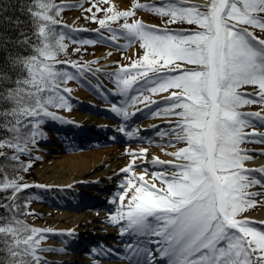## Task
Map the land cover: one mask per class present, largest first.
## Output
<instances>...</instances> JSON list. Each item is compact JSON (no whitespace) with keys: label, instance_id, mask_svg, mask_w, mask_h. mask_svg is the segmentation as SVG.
Masks as SVG:
<instances>
[{"label":"snow or ice","instance_id":"obj_1","mask_svg":"<svg viewBox=\"0 0 264 264\" xmlns=\"http://www.w3.org/2000/svg\"><path fill=\"white\" fill-rule=\"evenodd\" d=\"M32 7L34 10L29 14L41 23L31 35H25L23 29H19L22 38L15 41L30 49V54L18 57L9 54L14 76L0 67V101L10 102L0 106V131L9 134V144L14 138L22 140L21 147L25 148L23 152L12 149L17 153L10 157L14 162H19L20 155L31 159L33 150H38L45 118L73 123L49 110L51 106L71 111L69 99L61 94L58 85L73 77L67 70L57 67L60 64L44 61L55 60L57 49L66 48V37L57 34L53 21L59 19L64 9L74 6H57L51 0H36ZM94 9L105 11L95 3L85 11L91 14ZM140 10L155 13L164 19L165 25H182L176 30L180 35L176 36L168 27L149 26L143 22L139 27L126 28L140 36L144 51L129 66L117 67L116 88L123 93L154 74L167 76L163 83L133 97L127 109L114 107L113 111L122 112L127 119L141 110L140 105L148 108L162 100L171 101L162 111L153 114L155 118L170 122V131L164 135L170 139L161 146H186L180 153L165 151V155L173 158L170 160L151 157L152 167L168 165L170 168L149 173V168L144 166L140 174L136 171L137 160L148 164L147 149L129 151L132 159L127 166L121 167L118 191L109 201L115 207L108 215V223L119 225L121 236H144L150 231L149 242L156 245L155 251L149 250L150 264H155L157 259L165 260L166 264H264V229L253 226L255 221L247 216L249 209L264 205V179L256 175L264 177V167H246V162L252 161L253 156L243 147L247 142L264 144V131H260L255 123L264 125V37L256 34L257 30L264 33V0H206L204 4L187 5L188 16L181 10L170 11L163 5V0L161 4H142ZM122 19L125 20L122 27H126L130 18ZM90 21L97 22L94 17ZM15 23L22 22L16 20ZM149 27L151 31L144 30ZM8 43L12 41L4 39L0 46ZM173 43L177 46L171 47ZM93 44L89 41L87 45ZM205 51L220 57L210 83L203 73L198 76L197 72L189 70L202 69L205 65L183 58ZM166 60L171 62L165 63ZM91 63L98 64L99 61ZM89 71L101 72V69H83V72ZM242 86H249L253 91H241ZM209 87L223 94V107L231 113L227 125L220 129L213 126L210 139L204 138V129L191 127L204 110L203 101L208 98ZM62 92L70 94L72 89L63 88ZM157 96L159 100L155 98ZM23 98H31L30 106L17 107L22 105ZM217 99L219 101V97ZM194 100L198 102L194 103ZM247 106H259L261 110L244 111ZM132 108L136 111H130ZM173 120L174 124L171 123ZM120 131L129 138L139 133V129L134 133L126 132L124 128ZM194 133L201 134L199 141H194ZM3 143L0 139V144ZM260 154L264 155V152ZM23 167L28 170L31 165ZM148 175H151V182L146 179ZM30 187L50 189L52 186L26 184L23 190ZM71 187L73 185H69ZM257 187L262 190H256ZM8 190L11 189H0V192ZM5 199L9 203L0 202V208L11 215L0 216V230H4L0 231V264H49L44 253L64 254L62 248L40 245L49 233L73 237L75 229L59 233L53 229H27L39 235L20 249L18 246L22 241L12 233L25 230L20 227L22 221L18 217L24 214L20 208H27L29 204L16 203V194L12 190ZM149 217H155L163 226L153 229L147 222ZM260 223L264 224V221ZM6 237L10 243H6ZM141 248L139 243L136 246L129 244L128 256L137 258ZM90 256L93 264H103L104 257L99 252L90 253Z\"/></svg>","mask_w":264,"mask_h":264},{"label":"bare ground","instance_id":"obj_2","mask_svg":"<svg viewBox=\"0 0 264 264\" xmlns=\"http://www.w3.org/2000/svg\"><path fill=\"white\" fill-rule=\"evenodd\" d=\"M119 8H125L126 5L123 0H108ZM96 29L92 27L91 30ZM114 41L120 38L113 37ZM106 62H109L115 57V52L107 50L104 53ZM103 83V78L100 77ZM94 83L93 80H90ZM72 89L71 95L73 98L72 108L69 113V120L73 121V126L76 129H81L89 137V140H96L101 142L106 141L111 136L110 132H116L118 124L106 116L114 119L113 108L115 101L113 96L117 97V91L109 84L103 83V90L98 94L95 92L84 90L83 88L69 84ZM141 110L144 107H140ZM139 110V111H141ZM136 111V110H135ZM139 111H136L138 113ZM115 128V129H114ZM170 131V122L168 120H150L142 122L141 125L135 127L139 129L138 137L141 132L152 130L155 135L162 136L160 131ZM43 136L39 142L45 141L51 144L50 146H39L38 150L44 154L56 153L54 150L61 152L62 149L67 150L66 145L57 141V135L51 133L49 130H43ZM108 133V134H107ZM100 134V135H99ZM107 134V135H105ZM96 136H98L96 138ZM71 144H74L70 140ZM83 145H86L84 143ZM164 150H161L162 152ZM157 149L147 150L148 168L163 169L170 167L168 165H159L152 167L151 157H159L162 160L173 159L170 156L160 153ZM169 153H172L169 151ZM57 157L48 161L42 160L39 166V175L43 181L52 186L53 192H50L54 202L57 206L49 203L36 205L33 207L39 219H49V214H53L50 218V224L54 225L55 232H67L75 229V236L68 237L64 235L49 234L47 240L43 243V248L64 249V254L57 252H47L43 255L49 261V264H93L92 257L86 254L83 249H78L75 246L79 240V235L84 239H90L89 234L97 236V239L104 240V247H100L97 251L103 258V264H150V259L145 262L141 256V250L137 258L128 256V250L124 247L125 236L119 234L117 225L108 223V215L112 210V205L109 203L110 199L117 193L118 184L121 182L122 175L120 169L127 166L131 159L127 158L124 150L121 147L115 148H98L96 150L75 154H55ZM143 162L137 160V165ZM246 165L254 168L264 167V155H254L253 160L246 162ZM138 174L141 173L140 169ZM39 177V176H38ZM146 179L151 182V176H146ZM157 186L159 182L156 181ZM69 185L73 187L69 188ZM51 191V190H50ZM58 199V200H57ZM86 202V204H80ZM127 203V200H126ZM53 204V203H52ZM49 205L55 207L51 208ZM59 209V210H58ZM252 220L258 222L264 221V207L257 209L248 216ZM82 243V241L80 242ZM116 245V246H115ZM154 245V244H153ZM135 246V245H134ZM156 247V245H154ZM82 245L79 247L81 248ZM155 251V250H154ZM136 261V262H135ZM163 260L157 259L155 264H161Z\"/></svg>","mask_w":264,"mask_h":264},{"label":"rangeland","instance_id":"obj_3","mask_svg":"<svg viewBox=\"0 0 264 264\" xmlns=\"http://www.w3.org/2000/svg\"><path fill=\"white\" fill-rule=\"evenodd\" d=\"M65 2H68L69 5H72L74 7L71 8H67L65 9V16L62 18L63 23L70 25V27L72 29H87V28H83L85 25V20H82V15H81V10L83 8H89L91 7L92 3L95 4H99V5H104V6H99L101 8H103L104 10L106 9V7H114L117 8L119 10V12H126L129 11V14L127 15V17H129L130 19H128L127 21V25L126 27H122V25H125V20L121 21L119 23L118 26L109 29L108 34H104L105 36H101L98 32H94V35L89 37L90 39H88L86 42H79L77 40H74L70 45H74V44H88L89 41L94 42L93 45H89L90 47L95 48V53L92 57H89L88 59L90 61L92 60H97L99 61L98 64H95L96 66H94L93 68H88V69H96L99 68L101 69V72H94V71H89L87 73H84L83 75H79V77H75L73 78V80L70 83H73L76 86H79L81 88H83L84 90L90 91V92H95L94 95H96L98 98H100V96L98 95L102 90H103V83H107L109 85H111L116 91H117V97L115 98V108H119L121 110L127 109L129 107V105L131 104L132 98L135 96L140 95L145 89V86H140L138 88V86L142 83H138L133 89L127 91V92H120L119 89L116 88V84H115V71H117V67L119 65H124V66H129L130 63L132 61H134L137 58H140V53L143 52V49H141L142 42L140 39V36L132 31H128L126 30V28H131L133 26L135 27H139V24L141 22L143 23H150V24H154V25H159V21L158 20H152L150 19L149 14L146 11L140 10L141 5L137 2H143L146 3V1L148 0H123V2L125 3L126 7L125 8H119L116 5L112 4L111 2H109L108 0H89V2H86V0H63ZM83 5V7L81 8L80 6ZM138 5V6H136ZM103 11H99V13H102ZM134 13V15H133ZM135 22V24L133 23ZM83 26V27H82ZM78 34L79 31H77ZM82 32V31H80ZM73 34H71L70 36H72ZM100 35V36H99ZM99 36V37H98ZM118 37L120 38L118 41L113 39V37ZM138 36V38H137ZM108 38V39H107ZM69 40V39H68ZM113 40V42L111 41ZM67 41V38H66ZM107 50H111V52H115V57L110 60L109 62H106V57H104V53ZM87 55L90 56V54L87 53ZM214 57L215 54L213 53L212 55V62L213 65H215L214 62ZM100 77L103 78V83L100 80ZM90 80H93L94 83H92ZM148 80V79H147ZM69 83V84H70ZM69 84H67L66 88H69ZM149 88V87H148ZM147 88V89H148ZM249 92L253 91L252 88L247 89ZM115 97V95L113 96ZM72 97H71V93L69 94V102L72 106ZM151 108L153 107H149L147 108V110H143L141 112H139L136 115H132L130 117H128L127 119L124 118V116L122 115V112H116L114 111L113 114H115L118 118L117 119H113L110 116H106L107 118L114 120L117 124H118V129L116 132H110L108 135H110V138H107L106 141L102 140L101 142L99 141H94L91 143H87L86 145H77L76 147H66L67 150L62 149L61 152L54 150L56 153H51V154H42L43 152L40 150L38 151V153L41 154H37L36 151L32 152V158L33 157H37L39 156L40 159L39 160H35V159H30L31 160V164L32 167L34 169V176L36 178V182H39L38 184L41 185H46V186H51L50 184H47L43 181V179L41 178V176L39 175V166L42 163V160L47 159L49 162L54 160L57 156L55 154H75V153H84V152H91L93 150H96L98 148H115V147H121L127 158L132 159V157L130 155H128L129 151L132 152H136L139 151L140 149H157L159 150V152L161 150H164L160 153H164L165 151L167 152H176V153H180L182 151H184V146L183 144H178L176 145V147H166V148H162L161 145H165L167 144L168 140L170 139V137L165 136V133L167 131H161L162 128H160V131L162 132V136L160 135H155L153 134H149V135H143V133L141 132V135L138 137V135H134L131 138H129L128 136L124 135L120 129L124 128L126 132L129 133H134L135 132V127L139 126L142 124V122H146V121H150V119L152 120L153 118V114L152 113ZM161 107H156L155 109L160 110ZM136 109L132 108L130 109V111H135ZM156 110V111H157ZM255 111H259L261 110L260 107L254 109ZM67 112L61 113L63 115V117H69V113L70 111L65 110ZM162 111V110H161ZM150 115V116H149ZM156 120H161L160 118H155ZM165 120V119H162ZM48 123V122H46ZM172 124L175 123V120H173L171 122ZM56 124H60V127H64V128H68L72 125L69 124H62L61 122H56ZM257 127L260 131H264V125H261L259 122H257ZM41 129L43 130H49L51 133L56 134L57 136V141H60L62 144H67L69 143V141L64 140L62 137V132H56L55 129H50L48 127V125H43L41 126ZM115 129V128H114ZM70 129L68 128L67 131L64 133V137H67L70 134ZM105 134V135H107ZM164 137V138H163ZM39 146H50L51 144L49 143H38ZM244 148H246L248 150V152L254 156V155H261V152H264V144H260V143H255V142H247L245 143V145H243ZM194 156V155H193ZM195 158V156H194ZM146 166L145 164H141L138 165V167L136 168V171L139 172V169L141 171V167ZM147 167V166H146ZM246 167L249 168H254V167H250L248 165H246ZM170 168V167H167ZM163 169H156V168H149V173H151L152 171H161ZM258 176V178L260 179H264V177H259V174H256ZM39 176V177H38ZM151 176V175H148ZM159 182V181H158ZM26 184H30V183H26ZM51 190V191H50ZM256 190H262L259 189L257 187ZM54 190L52 189V187L50 189L46 188V189H36V194L34 195L33 198H30L29 201V213L31 216V220L29 221V224L32 226H34L35 228H39L43 231H47L49 229H53L54 225L50 224V218H53V214H49V219H42V221L39 219V214H37V212L35 211L33 204L36 205H44L45 203H49L53 206H57L56 204H52V202L54 201L52 198V195L50 192H53ZM49 205L51 208H55L53 206ZM115 206L112 205V210ZM264 207V205H258L256 208L253 209H249L248 211H251L250 213L256 211L257 209ZM59 210V209H58ZM111 210V211H112ZM247 214V216H249V214ZM41 217V216H40ZM43 218V217H41ZM148 224L155 229L157 226L162 227L163 224L161 221H158L155 217H149L148 218ZM120 226L117 225L116 228H119ZM261 229H264V225H261ZM54 230V229H53ZM146 236L145 238H139L143 235H139V234H130V235H125L126 237V241L124 243V247L128 246L131 242L135 245H137L138 243L140 244V246L142 247V259L145 260V262H147L149 260V250L151 249L152 244L149 243V237L151 236V232L150 231H146L145 233ZM144 235V236H145ZM154 238V237H153ZM152 238V239H153ZM98 241V240H97ZM94 241V242H97ZM100 241V239H99ZM105 241L101 240V244H103ZM40 247H43V244L40 245ZM92 249H94L95 251L98 250V246H96V244H92Z\"/></svg>","mask_w":264,"mask_h":264},{"label":"trees","instance_id":"obj_4","mask_svg":"<svg viewBox=\"0 0 264 264\" xmlns=\"http://www.w3.org/2000/svg\"><path fill=\"white\" fill-rule=\"evenodd\" d=\"M51 2L55 3L57 6L68 5L66 3L61 2V0H51ZM154 2L157 4H161V0L160 1L148 0L146 3L143 4L151 5ZM35 3L36 0H0V43H2L4 39H8L12 41V43H8L6 46H0V67L7 69L9 71V74L13 76L15 75V73H12L10 69V61L8 59L9 54H11L13 57H18L20 55L27 56L30 54V49L24 48L23 46L17 45L15 43L16 40L22 38L20 36L19 29H23L25 35H31L34 31V28L41 23V20H38L34 16L29 14L30 12H33L34 9L32 5ZM189 4L198 5L199 3H187L185 1H181V4H178V0H163V5L168 7L170 11L181 10L183 15L185 16L189 15V13L186 11V7ZM99 6H104V5H99ZM175 6L185 7V9H179ZM86 9L87 8H83L81 10L82 20H85V25H97L104 32L107 33L109 29L118 26L119 23L124 20L122 19V17H125L129 14V11L119 12L114 7H109V8L106 7L105 11H103L102 13H99V11L94 9L91 14L85 11ZM147 13L150 16V19L158 20L160 22L157 27H164V28L168 27L171 29V31L175 33L176 36L180 35V33L176 30H179L182 27V25L180 24L165 25L163 18L157 16L155 13H151V12H147ZM64 16H65V9L60 13L59 19L53 21V23L56 24L55 28L57 34L62 33L67 38V41L65 40L67 46L65 49H57L58 56L55 60L44 61V63L51 62V63L60 64L57 65V67L67 70L72 75V77L75 78L80 74V72H77V69L83 70L85 68H93L95 66V64L91 62L97 60L90 61L88 59L89 57H92L94 55L95 48L90 47L87 44H74L72 46L70 45L74 40H77L79 42H86L90 38L79 35L74 29L70 27V25L63 23L62 18ZM93 17L96 19L97 21L96 23L90 21ZM16 20H20L22 23L17 25L15 23ZM49 30H51V25H49ZM144 30L151 31V28L149 27ZM71 34L73 35L70 36ZM256 34L260 35L263 33H259V31L257 30ZM170 46L176 47L177 45L173 43ZM87 53L90 54V56L87 55ZM142 54L143 52L140 53V56H142ZM183 58L190 59L197 64L205 65V67L202 69L190 68L189 70L197 72L198 76L201 73H203L204 78L208 80L210 83V76H209L210 59H209L208 51H205L203 54L197 53L195 55H185ZM219 60H220L219 55L215 54L214 57L215 66L219 64ZM169 62L171 61L170 60L165 61V63H169ZM69 64L75 65V67L72 68ZM166 76L167 74H154L153 76L147 78L148 80L140 81L139 83L142 84H140L138 88L140 86H145L146 89L142 93H146L148 87H153L156 86V84L158 83H163L164 80L166 79ZM65 85L66 83H61L60 85H58V87H61V94L65 95L67 98V95L62 92V89L65 87ZM245 87L247 86H242L241 91H243ZM206 96L208 98L203 101L205 105L204 110L200 113L197 122L191 125V127L194 129L195 128L204 129V133H203L204 138H206L207 136L209 115L212 111L210 87L206 92ZM217 97H219V101ZM215 98L217 101V118H216L215 127L217 129H220L224 125L228 124V122L231 119V113L229 111H226L223 107L224 98L222 93H218L215 90ZM193 102L196 103L198 101L194 100ZM7 103L10 102L0 101V106H6ZM170 103L171 101L162 102L161 105L159 106L161 107L160 110H163ZM30 104H31V98H23L22 105L18 104L17 107L26 108L30 106ZM56 109L58 108H52L51 106H49L50 111H54ZM60 110H65V109H60ZM154 112H156V110ZM47 119L56 121L51 118H45L43 121ZM8 138H10L8 133L0 131V139L4 140V143L0 144V154L3 155V157H0V189H11L16 194L15 202L23 205L24 203L29 202L28 200L35 193V190L33 188H28L27 190H23V187L26 185V183L33 184L36 182L35 181L36 178L34 176V169L32 167L31 160L27 155H20L19 162H14L10 160L11 156L17 154L12 150L13 148H15L17 152H23L24 147H21L23 143L22 140L18 141L13 138L11 144H9ZM193 139L194 141H199L201 139V134L194 133ZM221 143L223 144V140L221 141ZM23 165H31V167L28 168V170H25ZM11 190H8L7 192H0V202L9 203V201L5 199V197L11 195ZM27 211H28V207L27 208L21 207L20 212H23L24 214L18 217L22 221L20 227L24 228L25 230L19 233L16 232L12 233L13 236L18 237L19 240L22 241V243H20L18 246L20 249H23L25 247V243L31 244L32 237L39 235V233H32L27 230L33 228L29 224V221L31 220V216L27 214ZM4 215H11V214L8 213L6 209L0 208V216H4ZM0 231H4V230H0ZM7 231H11V229H8ZM10 242L11 241L8 240V238L6 237V243H10Z\"/></svg>","mask_w":264,"mask_h":264},{"label":"water","instance_id":"obj_5","mask_svg":"<svg viewBox=\"0 0 264 264\" xmlns=\"http://www.w3.org/2000/svg\"><path fill=\"white\" fill-rule=\"evenodd\" d=\"M212 78H213V71H211V80H212ZM211 120L212 121H211L210 127H209V133H210L209 135H210V137H211V131H212V128H213V125H214V115H213V119H211Z\"/></svg>","mask_w":264,"mask_h":264}]
</instances>
